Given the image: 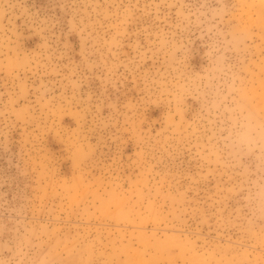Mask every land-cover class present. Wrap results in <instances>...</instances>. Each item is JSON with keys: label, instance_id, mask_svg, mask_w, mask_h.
I'll list each match as a JSON object with an SVG mask.
<instances>
[{"label": "rangeland", "instance_id": "374dc122", "mask_svg": "<svg viewBox=\"0 0 264 264\" xmlns=\"http://www.w3.org/2000/svg\"><path fill=\"white\" fill-rule=\"evenodd\" d=\"M0 264H264V0H0Z\"/></svg>", "mask_w": 264, "mask_h": 264}]
</instances>
